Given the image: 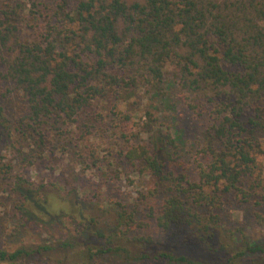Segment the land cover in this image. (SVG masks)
<instances>
[{
	"label": "trees",
	"instance_id": "trees-1",
	"mask_svg": "<svg viewBox=\"0 0 264 264\" xmlns=\"http://www.w3.org/2000/svg\"><path fill=\"white\" fill-rule=\"evenodd\" d=\"M41 1L46 12L40 11L38 0H30V5L2 0L0 78L21 93L24 118L11 124L0 108V140L13 133L21 135L22 130L42 145L45 132L51 129L91 133L102 117L94 109L96 103L135 97L140 86L157 91L172 68L186 93L201 96L213 107L214 119L202 134L201 156L196 161L197 182L166 172L176 163L178 151L168 132L130 147L119 156L120 162L134 167L137 177H151L155 184L168 186L169 194L158 211L150 208L157 228L169 231L188 218L186 223L200 226L198 232L207 237L201 241H206L214 256L207 233L217 225V218L204 221L197 209H217L228 194L247 202L262 186L250 133L264 124V106L260 107L264 100V0H145L130 5L123 0H74L72 6L68 0ZM25 11L39 12L45 22L40 34L23 40L17 21L18 13ZM188 107L195 109L189 103ZM249 111L254 115L249 117ZM10 169V165L0 166L3 173ZM244 180L252 184L246 188ZM15 187L17 211L25 222L35 220L40 208L61 203L47 196L37 199V189L22 178H17ZM184 198L192 209L185 207ZM57 213L63 218L69 212ZM255 218L264 225V215L257 213ZM81 219L85 224L64 239L12 251L0 249V264H93L95 256L122 251L116 244L111 246L110 237L105 248L89 246L90 237L105 236L89 231L93 220ZM129 219L118 213L120 226ZM252 255L263 256L264 261V244H240L233 258ZM140 257L197 264L169 253L141 252Z\"/></svg>",
	"mask_w": 264,
	"mask_h": 264
},
{
	"label": "rangeland",
	"instance_id": "rangeland-1",
	"mask_svg": "<svg viewBox=\"0 0 264 264\" xmlns=\"http://www.w3.org/2000/svg\"><path fill=\"white\" fill-rule=\"evenodd\" d=\"M18 1L30 5V0ZM123 1L130 5L144 4L145 0ZM68 2L71 6L75 3L74 0ZM38 3L40 11L46 12L41 9L44 2L38 0ZM35 12V15L28 11L18 13L17 26L23 40L34 38L43 29L45 20ZM225 69L233 70L226 66ZM138 90L136 96L129 99L109 98L96 103L94 109L102 117L91 133L82 134L72 128L74 132L69 134L67 127L61 131L51 129L45 132L43 145L25 130L21 135L13 133L2 137L0 166L10 165L11 169L9 173L0 171V249L12 251L21 246L64 239L68 232L85 224L82 216L93 220L89 231H99L105 236L90 237L89 246L105 248L110 237L114 241L111 246L116 244L122 249L95 256L93 264H168L152 257L141 259V252L151 256L159 253L186 256L197 264H264L263 256L233 258L235 247L240 244H264V225L255 218L257 213L264 215V124L263 128L250 133L254 136L262 186L247 202L228 194L217 209H197L203 220L211 216L217 218V225L210 226L207 233L211 236L210 253L215 252L210 256L206 241H201L207 238L206 235L198 232L200 226L186 223L188 218L183 225L169 231L157 228L150 208L158 211L169 194L168 186L155 184L151 177H137L134 167L120 162L119 156L132 146L155 141L158 134L168 132L178 151L176 163L170 164L166 172L197 182L196 161L201 156L202 134L214 119L213 107L203 102L201 96L186 93L172 68L165 73L157 91H148L143 86ZM188 103L195 109L190 110ZM263 106L264 100L260 107ZM0 108L11 124L21 123L24 118L21 93L3 78H0ZM247 114L249 117L254 115L252 111ZM246 129L250 132L251 126ZM18 177L37 189V199L43 200L47 196L61 203L40 208L35 220L23 221L17 211L15 184ZM243 184L248 188L252 180H244ZM183 201L186 208L192 209L189 200L184 198ZM60 210L69 213L60 218L57 213ZM121 212L130 218L127 225L118 224V213Z\"/></svg>",
	"mask_w": 264,
	"mask_h": 264
}]
</instances>
